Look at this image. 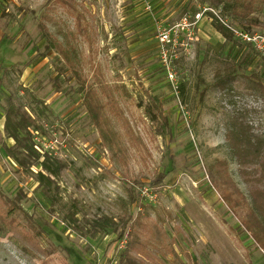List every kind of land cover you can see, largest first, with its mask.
I'll list each match as a JSON object with an SVG mask.
<instances>
[{
	"label": "rangeland",
	"instance_id": "obj_1",
	"mask_svg": "<svg viewBox=\"0 0 264 264\" xmlns=\"http://www.w3.org/2000/svg\"><path fill=\"white\" fill-rule=\"evenodd\" d=\"M209 1L0 0V264H118L121 231L137 264H264L238 215L264 179L227 138L264 155V0L242 16ZM9 104L63 165L48 185L5 152Z\"/></svg>",
	"mask_w": 264,
	"mask_h": 264
},
{
	"label": "trees",
	"instance_id": "obj_2",
	"mask_svg": "<svg viewBox=\"0 0 264 264\" xmlns=\"http://www.w3.org/2000/svg\"><path fill=\"white\" fill-rule=\"evenodd\" d=\"M229 1L210 0L209 2L212 6H220L223 10L234 9L238 12L239 16L246 14V12H249L250 9H252V0H233V3ZM213 25L217 31L226 36V28L223 24L217 21V23H214ZM61 54L67 58L65 52L61 51ZM262 88L264 90V87ZM79 92L82 93L83 104L85 106L87 116L91 118L93 125L99 132L104 143H106L107 146H110V137L107 135L109 129L104 119V117H106L104 114L106 105L100 102L94 89H85L83 81L79 88ZM106 104L110 105L109 103ZM4 119L3 131L5 137L14 142L13 145L5 149L7 156L20 166H23L27 161L33 159V163H35L39 168V171L36 173V180L40 185H48L52 182L51 178H57L59 176L63 165L58 161L55 162V164L50 163L51 161L48 156H40L35 150L29 130L33 123L31 115L21 110L19 107L9 104L5 111ZM227 138L232 147L241 148L239 151H236V155L239 158V164L242 166L250 164L256 165V174L261 180H263L264 155L260 143L253 144L250 138H247L240 129L236 132L231 131ZM261 189L262 190L258 189L257 191H253L255 193H253V197L250 198L253 200H251L253 207L251 206V203L248 205L246 202L244 213H239L238 215H240L241 224L244 225L245 230L250 233L252 239L264 251V185L263 187L261 185ZM235 192L238 194L237 189H235ZM224 197L228 203H234L236 206L237 203L231 201L229 196L225 195ZM94 226L96 228L108 227L106 221L104 220L95 222ZM129 237H131V235L129 233H125L124 231L119 232L117 235V242H121L123 239H126L124 247L120 249L118 253V264H137L136 260L129 254V251L133 248V241L129 239L127 240Z\"/></svg>",
	"mask_w": 264,
	"mask_h": 264
},
{
	"label": "crops",
	"instance_id": "obj_3",
	"mask_svg": "<svg viewBox=\"0 0 264 264\" xmlns=\"http://www.w3.org/2000/svg\"><path fill=\"white\" fill-rule=\"evenodd\" d=\"M4 34L5 33L3 32V30H0V46H4L5 44H11V42L9 43V39H7L6 35Z\"/></svg>",
	"mask_w": 264,
	"mask_h": 264
},
{
	"label": "built area",
	"instance_id": "obj_4",
	"mask_svg": "<svg viewBox=\"0 0 264 264\" xmlns=\"http://www.w3.org/2000/svg\"><path fill=\"white\" fill-rule=\"evenodd\" d=\"M125 242V241H124ZM123 248V245H120V249H122Z\"/></svg>",
	"mask_w": 264,
	"mask_h": 264
}]
</instances>
